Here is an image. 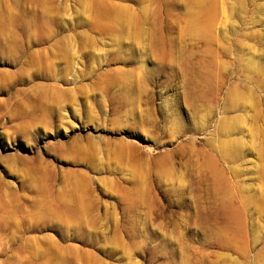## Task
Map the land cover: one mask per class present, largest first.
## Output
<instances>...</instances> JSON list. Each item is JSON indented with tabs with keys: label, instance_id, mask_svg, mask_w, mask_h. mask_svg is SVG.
I'll return each instance as SVG.
<instances>
[{
	"label": "rangeland",
	"instance_id": "rangeland-1",
	"mask_svg": "<svg viewBox=\"0 0 264 264\" xmlns=\"http://www.w3.org/2000/svg\"><path fill=\"white\" fill-rule=\"evenodd\" d=\"M0 264H264V0H0Z\"/></svg>",
	"mask_w": 264,
	"mask_h": 264
}]
</instances>
